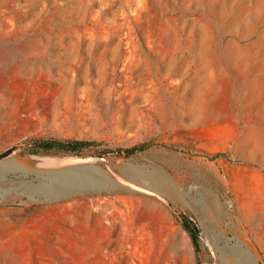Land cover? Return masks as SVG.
<instances>
[{
	"label": "rangeland",
	"instance_id": "rangeland-1",
	"mask_svg": "<svg viewBox=\"0 0 264 264\" xmlns=\"http://www.w3.org/2000/svg\"><path fill=\"white\" fill-rule=\"evenodd\" d=\"M11 147L0 264H264V0H0Z\"/></svg>",
	"mask_w": 264,
	"mask_h": 264
},
{
	"label": "trees",
	"instance_id": "trees-1",
	"mask_svg": "<svg viewBox=\"0 0 264 264\" xmlns=\"http://www.w3.org/2000/svg\"><path fill=\"white\" fill-rule=\"evenodd\" d=\"M95 144V141L87 139L66 138L57 136H40L27 141L24 145L23 151L31 154H50L52 152H67L69 154L82 156L83 152L87 148H90ZM148 147V143H139L129 147H118L116 151L113 152H116L122 156L129 157ZM100 156H105V154ZM209 158L211 160L224 158L229 161H236V159L233 158V156L228 151L215 152L214 154H210ZM254 166L260 167L258 165ZM178 220L182 223L183 227L192 238L193 245L196 251L197 264H202L199 257V253L201 250L200 227L197 226L194 220L186 213H179Z\"/></svg>",
	"mask_w": 264,
	"mask_h": 264
},
{
	"label": "water",
	"instance_id": "water-1",
	"mask_svg": "<svg viewBox=\"0 0 264 264\" xmlns=\"http://www.w3.org/2000/svg\"><path fill=\"white\" fill-rule=\"evenodd\" d=\"M14 150H15V147H11V148H9L8 150H6L5 152H3V153L0 154V158L6 156V155H8V154H10V153L13 152ZM167 202L170 204L171 207H174L173 204H172L170 201H167Z\"/></svg>",
	"mask_w": 264,
	"mask_h": 264
},
{
	"label": "crops",
	"instance_id": "crops-1",
	"mask_svg": "<svg viewBox=\"0 0 264 264\" xmlns=\"http://www.w3.org/2000/svg\"><path fill=\"white\" fill-rule=\"evenodd\" d=\"M254 167H256V168H259V169H260V167H257V166H254Z\"/></svg>",
	"mask_w": 264,
	"mask_h": 264
}]
</instances>
